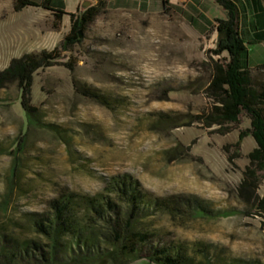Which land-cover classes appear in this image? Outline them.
Here are the masks:
<instances>
[{"label":"rangeland","instance_id":"obj_1","mask_svg":"<svg viewBox=\"0 0 264 264\" xmlns=\"http://www.w3.org/2000/svg\"><path fill=\"white\" fill-rule=\"evenodd\" d=\"M15 1L0 0V71L26 53L54 50L67 36L56 32L52 12L41 7L15 12ZM75 1L51 0V7L65 10ZM104 1L105 11L81 31V42L61 51L58 65L35 74L36 120L22 110L16 86L0 90V201L9 202L0 211V231L27 236L21 228L25 215L45 210L61 190L95 195L113 177L130 175L153 196H196L220 212L197 218L158 215L154 228L163 240L202 242L213 246V258L264 264V220L236 193L256 143L246 137L234 165L224 151L250 128L249 118L243 114L239 128L225 136L199 123L189 125L210 108L209 65L228 59L227 53L220 58L211 53L217 48L210 41L211 24L227 19L223 8L202 5L201 13L183 20L162 0L152 5L163 13L149 15L130 10L139 0H111L113 8ZM195 4L201 5L191 0ZM263 27L258 28L262 36ZM248 45L242 64L254 68L251 77L259 86L264 47ZM258 194L264 196V179Z\"/></svg>","mask_w":264,"mask_h":264},{"label":"trees","instance_id":"obj_2","mask_svg":"<svg viewBox=\"0 0 264 264\" xmlns=\"http://www.w3.org/2000/svg\"><path fill=\"white\" fill-rule=\"evenodd\" d=\"M81 13L70 14L71 29L52 51L26 53L11 60L0 71V90L16 86L20 106L29 118L37 119L36 107L31 105L35 74L58 65L61 51H70L81 42V31L93 23L106 9L104 0ZM164 6L167 0H162ZM227 13L226 20H217L214 29L219 33L216 57L228 54V59L212 60L210 79L205 89L210 108L194 117L189 125L199 123L212 133L225 136L237 130L244 114L250 128L240 131L239 140L224 146L227 159L234 165L241 157V143L251 136L256 148L247 156L249 164L242 172L236 188L238 199L264 220V196L258 191L264 176V82L256 86L250 68H244L242 56L245 44L239 33V10L232 0H214ZM26 7H41L52 12L58 30L64 10L51 7V0L37 3L16 0L14 11ZM71 71L72 64H66ZM264 69V65L258 67ZM235 149V151H232ZM7 199L0 201V211L8 209ZM218 213L196 196L170 195L156 197L145 192L138 180L130 175L113 177L104 189L95 194H81L68 188L48 200L40 212L25 215L21 228L27 236H15L0 231V264H262L242 259L213 258L212 245L202 242H183L161 238L154 228L158 215L172 218L217 217Z\"/></svg>","mask_w":264,"mask_h":264},{"label":"crops","instance_id":"obj_3","mask_svg":"<svg viewBox=\"0 0 264 264\" xmlns=\"http://www.w3.org/2000/svg\"><path fill=\"white\" fill-rule=\"evenodd\" d=\"M83 1L84 0H78L73 3L72 2L67 3V8L64 10L66 12V15L62 19L60 28L56 30L58 34L64 35V33H66L68 35V30L71 27L69 15L75 14L78 6L82 4ZM106 1L108 3V6L110 8H113L111 5V0H106ZM167 1L169 4L168 8L170 9V11L175 12V10L177 9V11H179L178 14L180 13L182 15L183 20L185 19V17L190 18L192 16L193 18L195 12L198 14L201 13L202 5L206 6L207 4L208 6V4L210 3L217 4L214 0H198V2L201 3V5L198 4L191 5V0H179L178 2L175 0H167ZM232 1L237 5L239 10V33L245 44V52L247 53L249 52L247 48V44L264 47V34L262 36L259 33V29H258L259 27L260 29H262V26H264V0H232ZM136 2L139 3L138 8L130 9V10L140 11L145 15H149L152 13H159V14L163 13V11L160 8H158L157 11H153L154 10L152 5L153 0H139V2L138 1ZM116 9H121V8H116ZM224 12L225 15H227L225 10ZM223 20H226V16L225 19ZM216 21L212 22L211 27L215 26ZM247 28H251L252 33L246 32L248 31ZM204 30L206 31L207 29ZM57 40L60 41L61 39H57ZM218 40H219V33L214 29L210 41L212 42L215 41L217 43ZM223 55L226 56V54ZM250 69H254V68H250Z\"/></svg>","mask_w":264,"mask_h":264},{"label":"water","instance_id":"obj_4","mask_svg":"<svg viewBox=\"0 0 264 264\" xmlns=\"http://www.w3.org/2000/svg\"><path fill=\"white\" fill-rule=\"evenodd\" d=\"M92 6H94V5H93V2L91 0H84L81 4L80 12L83 13ZM80 37H81V34H80Z\"/></svg>","mask_w":264,"mask_h":264},{"label":"bare ground","instance_id":"obj_5","mask_svg":"<svg viewBox=\"0 0 264 264\" xmlns=\"http://www.w3.org/2000/svg\"><path fill=\"white\" fill-rule=\"evenodd\" d=\"M140 100V99H139Z\"/></svg>","mask_w":264,"mask_h":264}]
</instances>
